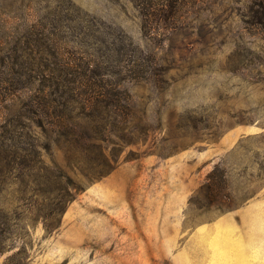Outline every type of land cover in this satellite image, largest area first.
Wrapping results in <instances>:
<instances>
[{"label": "rangeland", "instance_id": "rangeland-1", "mask_svg": "<svg viewBox=\"0 0 264 264\" xmlns=\"http://www.w3.org/2000/svg\"><path fill=\"white\" fill-rule=\"evenodd\" d=\"M261 1L0 0V264H264Z\"/></svg>", "mask_w": 264, "mask_h": 264}, {"label": "trees", "instance_id": "trees-1", "mask_svg": "<svg viewBox=\"0 0 264 264\" xmlns=\"http://www.w3.org/2000/svg\"><path fill=\"white\" fill-rule=\"evenodd\" d=\"M261 3L264 5V0L261 1ZM264 20V19H263ZM114 167V166H113ZM113 167H110L111 169ZM225 180V175L222 173L221 170H219V166H215V168L209 173L207 181L201 186L199 191H206L208 193V204L215 203L217 201H225L224 196L222 195L223 190L221 187V183ZM78 190H82L83 187L77 186ZM238 206V203L232 204L228 203L226 206V210L234 209ZM45 226L47 231L50 233L51 228L53 227L52 222L49 223L45 221ZM2 251L0 250V253Z\"/></svg>", "mask_w": 264, "mask_h": 264}, {"label": "bare ground", "instance_id": "bare-ground-1", "mask_svg": "<svg viewBox=\"0 0 264 264\" xmlns=\"http://www.w3.org/2000/svg\"><path fill=\"white\" fill-rule=\"evenodd\" d=\"M222 242V241H221ZM224 242V241H223ZM219 243V242H218ZM225 245V244H224Z\"/></svg>", "mask_w": 264, "mask_h": 264}]
</instances>
